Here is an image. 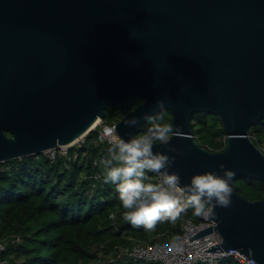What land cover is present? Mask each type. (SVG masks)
I'll return each mask as SVG.
<instances>
[{
	"label": "water",
	"instance_id": "water-1",
	"mask_svg": "<svg viewBox=\"0 0 264 264\" xmlns=\"http://www.w3.org/2000/svg\"><path fill=\"white\" fill-rule=\"evenodd\" d=\"M131 96L141 102L117 135L136 136L164 101L185 135L170 141L177 152L153 151L175 157L182 185L222 175L220 164L235 173L231 207L189 239L216 231L221 242L204 250L264 264V151L249 135L264 118V0H0V162L70 144ZM201 111L220 118L223 150L193 137ZM132 116L139 124L126 127ZM238 176L258 180L262 196L239 195Z\"/></svg>",
	"mask_w": 264,
	"mask_h": 264
},
{
	"label": "trees",
	"instance_id": "trees-1",
	"mask_svg": "<svg viewBox=\"0 0 264 264\" xmlns=\"http://www.w3.org/2000/svg\"><path fill=\"white\" fill-rule=\"evenodd\" d=\"M139 102L141 99L108 103L113 107L105 110L102 121L117 122ZM159 115L145 121L137 135L143 134ZM163 122L171 123L169 111L163 113ZM191 132L210 150L225 148L227 135L215 114L194 113ZM249 135L264 151V118L250 126ZM108 147L107 142H98L96 131L91 130L81 146L70 147L67 155H59L53 162L42 152L0 162V238L18 234L22 239L17 245L8 244L4 252L12 264H161L118 256L116 238L125 231L148 241H160L179 236L186 218L199 220L189 209L174 223L159 222L152 231L126 221L116 186L104 182L103 165L94 162L100 156L107 157ZM149 175L156 181L154 173ZM234 185L238 194L249 200L263 194L262 184L251 177L238 176ZM215 264L238 263L223 257Z\"/></svg>",
	"mask_w": 264,
	"mask_h": 264
},
{
	"label": "clouds",
	"instance_id": "clouds-1",
	"mask_svg": "<svg viewBox=\"0 0 264 264\" xmlns=\"http://www.w3.org/2000/svg\"><path fill=\"white\" fill-rule=\"evenodd\" d=\"M160 109L158 118L143 134L125 140L112 137L108 140V155L100 161L104 169V182L116 186L123 218L134 227L152 231L159 222H175L181 214L191 209L196 216L215 217V209L229 208L232 204V180L234 171L219 165L222 175L214 171L195 174L188 184H181L178 172L169 171L175 157L164 152L153 151L154 145L167 146V152H177L170 145L173 137L185 134L180 126L163 122L166 111L164 101L157 100ZM145 120L152 119L145 115ZM136 116L124 121L126 127L139 124ZM149 173L159 177L154 181ZM247 264H257L249 259Z\"/></svg>",
	"mask_w": 264,
	"mask_h": 264
},
{
	"label": "built area",
	"instance_id": "built-area-1",
	"mask_svg": "<svg viewBox=\"0 0 264 264\" xmlns=\"http://www.w3.org/2000/svg\"><path fill=\"white\" fill-rule=\"evenodd\" d=\"M115 123L103 122L102 119L98 124L92 128L96 131V140L98 142H107L109 138L119 137L115 130ZM90 132V131H89ZM85 133L80 139L70 145L60 144L55 147L48 148L42 153L53 162L57 156H65L70 147L81 144L86 140ZM74 157L77 153H74ZM105 156H100L94 162L97 163L104 159ZM95 178L98 174L94 175ZM156 181L158 176H154ZM199 220L195 221L192 218H186L181 226L180 235L177 237H170L160 241H140L133 236H129L130 243L127 246L119 248L118 256H127L133 259L144 261H157L161 264H215L223 257H231L238 264H247L249 259L244 254L236 249L229 250H204L209 246L221 242V237L218 232L212 231L203 236L189 239V237L196 234L199 230L212 225L213 221L203 216H198ZM126 232L123 231L122 235ZM21 237L18 234H12L5 238H0V264H12L10 258L4 256V252L8 244L17 245L21 242ZM12 257V256H10ZM258 264V263H257Z\"/></svg>",
	"mask_w": 264,
	"mask_h": 264
},
{
	"label": "rangeland",
	"instance_id": "rangeland-1",
	"mask_svg": "<svg viewBox=\"0 0 264 264\" xmlns=\"http://www.w3.org/2000/svg\"><path fill=\"white\" fill-rule=\"evenodd\" d=\"M138 99H140L139 97H134V96H131L128 100H126L125 102H134V100L135 101H137ZM124 102V103H125ZM113 104H109L108 106H107V108L106 109H108V108H112L113 106H112ZM110 108V109H111ZM147 122V121H146ZM146 131V130H145ZM144 131V132H145ZM138 133H139V131H138ZM221 141L222 142H224V138L223 139H221ZM129 236H132V235H130V234H128V233H126L125 235H121V236H119V237H117L116 238V240H115V243H114V245L115 246H117V247H119V248H122V247H124V246H127V245H129V243H130V240H129ZM135 239H138V240H140V241H148L147 239H145V238H142V237H139V236H133ZM107 245V244H106ZM108 246V245H107ZM109 247V246H108ZM110 254V253H109Z\"/></svg>",
	"mask_w": 264,
	"mask_h": 264
},
{
	"label": "bare ground",
	"instance_id": "bare-ground-1",
	"mask_svg": "<svg viewBox=\"0 0 264 264\" xmlns=\"http://www.w3.org/2000/svg\"><path fill=\"white\" fill-rule=\"evenodd\" d=\"M101 119H99L94 125H92L90 128H94L98 122H100ZM89 130V129H88ZM86 132H84L83 134H81L78 138H76L73 142H71L70 144H73L74 142H76L78 139H80ZM68 144V145H70Z\"/></svg>",
	"mask_w": 264,
	"mask_h": 264
}]
</instances>
